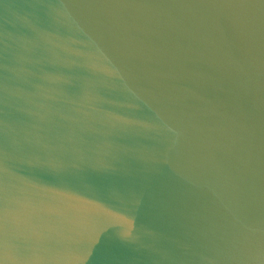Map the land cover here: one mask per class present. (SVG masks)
Masks as SVG:
<instances>
[{"label": "water", "instance_id": "95a60500", "mask_svg": "<svg viewBox=\"0 0 264 264\" xmlns=\"http://www.w3.org/2000/svg\"><path fill=\"white\" fill-rule=\"evenodd\" d=\"M0 264H264V0H0Z\"/></svg>", "mask_w": 264, "mask_h": 264}]
</instances>
